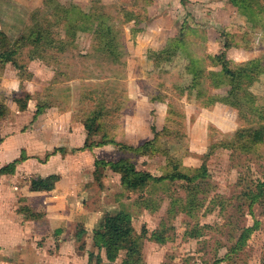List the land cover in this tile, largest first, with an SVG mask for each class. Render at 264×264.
<instances>
[{
    "label": "rangeland",
    "instance_id": "374dc122",
    "mask_svg": "<svg viewBox=\"0 0 264 264\" xmlns=\"http://www.w3.org/2000/svg\"><path fill=\"white\" fill-rule=\"evenodd\" d=\"M62 3V0L0 2V33L7 39L8 47H14L20 36L27 35L34 24L44 19L54 21V13L63 7L68 10L74 4L70 0ZM250 3L259 12L257 17L241 14L227 0H86L82 6H88L87 13L111 17L108 22L113 37L109 47L114 55L98 51L89 33L78 32L74 38H66L65 25L55 27L51 24L52 31L65 45L62 53L49 50L45 59L37 56L31 60L32 47L24 46V42L19 44L15 59L24 70H16L9 64L0 72V100L16 114L2 121L6 125L3 131V127L0 128V137L17 132L32 133L33 137L40 135L46 123L52 125L55 134L48 138L49 146L30 144L29 140L25 141V146L29 150L37 146L32 152L42 159L43 153H49L47 158L62 150L60 148L70 147L69 156L50 163V168L57 173L52 175L58 177L59 187L68 180L74 186L77 180V186L86 183L87 189L73 194L66 205L72 207V202L82 201L87 207L83 215L87 219L97 216V222L101 208L93 194L99 192L96 187L100 181L101 202L107 209L116 207L109 202L118 201L117 209L124 208L129 212L135 230L146 229L142 264H213L225 257L242 229L253 226L254 222L258 223V228L243 250L220 264H264V196L251 210L243 196L248 189L254 190L264 176V140L246 152L235 136L257 127L252 114L256 109L264 108V74L256 72L252 81L238 77L231 87L229 84H210L206 77V73L215 68L207 55L226 53L232 68L245 60L264 59V0H251ZM22 4L26 6L22 7ZM144 13L147 21L134 26L132 17L142 18ZM194 27L197 30L192 32ZM134 28L145 32H134ZM182 29L186 33L183 42L180 39ZM224 45H228L227 50ZM50 55L54 60L49 59ZM197 63L206 70L204 75L195 71ZM230 91L232 99L229 100L236 101L238 109L218 102ZM25 95L29 97L30 105L46 107L39 118H32L34 108L21 112L14 105V97ZM156 97L165 98L169 111L166 104L149 103L150 98ZM97 106L103 111L99 120L102 128L94 140L105 134L119 144H141L152 139V128L161 133L156 142L157 151H150L144 157L133 158L118 147L109 146L110 150L96 155L98 160L115 162L120 157H127L137 170L153 176L169 173V165L177 164L181 172L192 177L195 170L205 164L207 177L192 183L191 187L174 182L128 193L119 189L117 179L110 176L108 169L100 170L99 181H96L93 157L87 159L85 155L81 157V166L87 173L80 178L79 174H74L78 170V158L74 161L70 156L77 155L82 148L77 145H84L87 134L83 130L80 137H75L74 131L76 141L71 143L65 137L73 135L64 129L70 124L71 128L82 127L88 111ZM32 125L39 131H34ZM44 148L47 152H43ZM36 180L29 177L26 182L30 186ZM104 181L109 184L106 186ZM195 185L200 188L199 206L191 214L185 203L187 189ZM9 186L27 185L24 181H15V177L6 180L0 177V216H9V223L17 219L16 224L10 226L5 225L3 218L0 220V253L9 254L4 256L15 260L16 264H98L96 249H93L94 257L88 258V252L92 251V232H85L79 241L66 245L55 242L52 232L57 231L56 228L65 229L66 219L45 217L46 212L38 199L30 201L37 205L35 208L21 205L29 202V198H19L20 190L14 192L16 200L3 198ZM138 197L143 200L136 203ZM172 200L178 201L173 204ZM12 203H15V209L8 210L6 206ZM172 204L173 212L169 214ZM154 231L164 233V243L150 240ZM56 249L62 257L55 256ZM98 256L99 264H120L122 258L117 250L101 251ZM0 264L13 263L1 260Z\"/></svg>",
    "mask_w": 264,
    "mask_h": 264
},
{
    "label": "trees",
    "instance_id": "16d2710c",
    "mask_svg": "<svg viewBox=\"0 0 264 264\" xmlns=\"http://www.w3.org/2000/svg\"><path fill=\"white\" fill-rule=\"evenodd\" d=\"M149 1L150 0H146V2ZM227 1L241 14L249 17H251V15H254L255 17L259 15V12L254 10V8L252 7V4L250 3L251 0ZM60 9V12H56L53 14L54 21H47L48 19H44L42 22L34 24L29 33L27 35L20 36V39L16 41L14 47L12 48L8 47L7 39L2 33H0L1 73L9 64L16 70H24L22 64L15 59L17 56L16 49L18 48L19 44H22L23 42L24 46L30 45L32 47L29 58L31 60L35 59V57L37 56L45 59L49 50H55L58 53L64 52L66 48L65 45H62L63 40L60 39L59 35H57L56 32L54 33L52 31L51 24H53L55 27L65 25L64 33L66 38H74L76 33L78 32L89 33L98 51L107 52L111 56L114 55L109 47L111 38L113 37V29L108 22L109 20H111V17H108L106 15L94 16L90 13H85L84 11L80 10L77 5L73 4L70 5V9L68 10L66 7L65 9L64 7ZM132 18V21H134L135 24L134 26H137L141 22L147 21V14L144 13V15H142V18L137 16ZM139 19H141V21ZM46 22L47 24L43 25ZM185 29H188V27H186ZM185 29H182L180 33V39H182V42L184 40V37L186 36V33L184 32ZM196 30L197 28L194 27L192 29V32H195ZM133 31L137 33L144 32V30L139 28H134ZM188 42L190 43V41ZM188 42L186 43L188 44ZM227 48L228 45H224V50H227ZM207 57L209 59V62L211 63V66L215 67L214 70L208 71L206 73V70L197 63L196 67L198 66V68H196L195 71L203 75L206 73V77L210 79V84L213 85L229 84L231 87V85H233L234 81L238 77H246L247 79H249V81H252L254 80L253 76L256 72H261L262 74H264V59L262 58H255L240 62L235 65V68H232L231 62L226 58V53L216 56L207 55ZM50 58H53L54 60V57H52L51 55L49 59ZM196 80L197 76L194 77V81ZM229 99H232L231 91L228 93V96L226 98H221L218 100V102L224 105H229L234 109H238V103L234 100L231 101ZM28 100L29 97L26 95L22 98H13V102L21 112L26 110ZM155 101L158 103L166 104V108L169 111V104L165 102V98L163 99L161 97H156L154 99H149V103L154 104ZM45 109V106L37 105L35 113L33 114V119H36L39 115H41L45 111ZM8 115L9 108L4 103V101L0 100V120L4 119ZM252 115V120L256 122L257 125L256 129L248 133L240 132L235 135L243 144L242 148L246 152L250 151L255 146L260 145L264 140V108L256 109V111ZM102 116V107L97 106L96 108L88 111V116L83 122V128L86 131L87 136L86 141L80 151L92 150L94 148H101L104 146H116L118 147L119 151L129 153L133 158L144 157L148 155L150 151H157L156 142L157 139H159V137L161 136V133L156 131L155 128H152L151 130L153 134L152 139L145 141L141 145L135 147L116 143L113 138H107L105 134H102L99 140H94V138L97 136V134H99V131L102 128L99 121ZM166 121L169 120L166 119ZM165 128H163L164 131ZM58 152L63 153L62 150H58ZM25 159V156L22 154L19 159L13 161L7 166L0 168V175L13 174L15 166L23 162ZM93 165V174L96 181H99V173H101L100 170L108 169L112 173L119 175L120 186L125 192L128 193L142 192L145 189L151 187V185H164L165 183L174 182H182L188 187H191L190 185L192 183L203 180L207 177V168L205 164H202L201 167L196 169V173L192 177L181 172L179 169L180 167H178L177 164L169 165L171 167V172L163 174L159 177H155L146 171L137 170L134 163L131 162L127 157H120L115 162L95 160ZM57 178L58 177L55 175H50L46 178H38L36 181L32 182L31 188L35 191H52ZM98 184L100 187H102L100 181L98 182ZM263 187L264 176L262 178V181L256 183L254 190L248 189V191L243 193L244 198L248 201V207L250 210L253 205L264 196ZM199 190L200 188L197 185L192 186L191 189H187L188 196L186 198L187 204L185 203V207L187 205V209L191 214L194 209L199 206V203L197 202V196L200 192ZM142 200L143 197H138L136 203ZM177 201L178 200H172V203L175 204ZM173 204L169 209V214L173 212ZM150 210L153 211L155 210V208H150ZM257 228L258 223L254 222L253 226L242 229L235 244L231 248H229L225 257L217 259L213 264H220L225 260H230V257L232 255L237 254L239 251L243 250L248 239L257 230ZM84 233L85 231L77 235L78 241L81 239ZM147 234L148 233L146 229H141L140 232H137L133 227L132 217L129 212L124 208H120L118 213H116L115 215L105 216L99 228L92 232V251L88 252V258L91 260L94 257L93 249H96L98 251V255L99 253H101V251L111 252V250H117L121 252L122 255L120 264H142L141 250L143 242L146 240ZM165 239V235L161 231H154L150 234V240L156 243L162 244L165 242ZM98 255L96 256V260L99 264L100 259Z\"/></svg>",
    "mask_w": 264,
    "mask_h": 264
},
{
    "label": "crops",
    "instance_id": "0c3cea01",
    "mask_svg": "<svg viewBox=\"0 0 264 264\" xmlns=\"http://www.w3.org/2000/svg\"><path fill=\"white\" fill-rule=\"evenodd\" d=\"M3 1L11 2L12 0H0L1 3ZM14 1L18 2L21 0H14ZM62 1L64 3L67 0H62ZM70 1H72V3H74L73 5H77L80 8V10L87 13L86 10H88V6H82V4L85 5L84 3L86 0H70ZM29 2H34V0H29ZM87 5H89V4L87 3ZM25 6L26 5L22 4V7H25ZM0 24H2L1 21H0ZM0 30H1V26H0ZM245 61H248V60H245ZM21 84L22 83L20 81L17 82L18 87H20ZM18 87L16 89H12L11 91L17 90ZM155 103H157V102H155ZM155 103L153 105H155ZM36 106L37 105L34 106V105H30L28 103L26 110L29 111L31 108H34V113H35ZM7 107H8V105H7ZM9 110H10V108H9ZM133 110H134V108H133ZM9 113L10 114L8 116H6L4 119H6L7 117H9L11 115L12 116L16 115L14 109H11ZM17 114H18V112H17ZM21 114L24 115L25 113H21ZM32 118H33V114H32ZM4 119L0 120V122H2ZM34 124H36V123H34ZM5 125H6L5 121L2 125H0V128L3 127L1 129V131H3V129L5 128ZM32 126H33L32 128L34 131H39L38 127L36 128L35 125H32ZM68 126L69 127H66L64 129V131L66 133H69V134L72 133L71 136L72 135L73 136L71 138L65 137V139L68 138L69 139L68 141H71V143H75L76 140L74 138L76 136L80 137L84 128H83V126L80 127L78 125L76 127L73 126L74 128L73 127L71 128V124ZM53 129H54V127L52 125L48 126V124L46 123V127L43 130H40V135L36 134V136H33V137L31 136L32 133L26 134V133H19V132H17L18 134L11 133L9 136H7V133L4 134L5 136L2 135L0 137V160L2 161V164L0 165V167L2 165L7 166L8 164L12 163L13 161L19 159L22 154L25 156L26 159L23 162H21L15 166L13 174H1L0 177H2L5 180L7 178L15 177V181H17V182L24 181V184L26 183V185H27V186H24V187L22 186L19 188L18 187L11 188V186H9L3 194V198H5L7 200L8 199H10V200L15 199L16 200L17 196H16V193H14V192H16V191L18 192L20 190L19 192H21V195H20L21 197H19V198H29L28 199L29 202L21 203V205L29 206L30 208H35V206L37 207V205L32 204L30 201L32 199H38L39 202L42 204L43 211L46 212L45 217H47V216L49 218L61 217L63 219H66L65 229L56 228L57 231L54 230L52 232V237H53V240L55 242L62 243L63 245H66V244L72 243L74 241H78L77 235L80 233V231L93 232L94 230H97L99 228V226L101 225L105 216H107V215L113 216L116 213H118L119 209H117V208L119 207L120 203L118 201H116L114 203L109 202L108 204L114 205L116 207H108V209H107V205H104V203L101 202V200H102V198L100 196L102 193L101 187L97 186L96 188L99 192L94 191V194H93V198L96 197V202H98V201L100 202V208H101L100 213H97L100 216L98 218V221H97L98 224H97V222H95V219L97 217L96 215H95L96 216L95 219H90L91 216H88V215H87L88 216V219H87L86 215H83L85 212L84 210L87 209V207H85V205L82 204V201L81 202L78 201V203H76V202H72L70 200L72 203H74V205H72V207H68V205H66V202H69V198L71 196H74L73 194L78 195V193L80 194L81 191L87 189L86 183H85V185L77 186V180H76L74 182L75 184L73 186V184L67 179L68 181H66V182L64 181L61 187H59L56 183L53 191L45 192V191L32 190V188H31L32 184L29 186L28 185L29 183L26 182L27 178L30 177L32 179H38V178H42V177L52 175V174L56 175L57 174L56 171L54 169L52 170L51 169L52 167L50 168V165H51L50 163L52 162V160H56L57 158L65 157V155L69 156L67 154L69 153L68 150H70V147L60 148V149H62L63 153L57 152L55 155H52L48 158H46V156L49 153H43L44 154L43 159L39 155L33 154L32 150L33 149L36 150L38 148L37 146H40V145L43 147L49 146L50 142L48 141L49 140L48 138H51L52 136H54L52 134H55L52 132ZM74 131H76L75 137L73 134ZM65 132H63V133H65ZM27 140H29L30 144H34L37 146L34 148L31 147V149L29 150L24 144L25 141H27ZM148 140H150V139H148ZM144 142H142V143H144ZM127 143L125 145H128V146H135V145H141L142 144V143L141 144L140 143L139 144H133V143L127 144ZM77 146H78V148H81V147H83V143L80 146L79 145H77ZM110 148L111 147H109V146H104L101 148H94L92 150H84L83 152L78 151L76 156L71 155V156H73V157L70 156V158H72L71 160H74V158L76 157V158H78L77 160L79 162V163L77 162V166H76V167H78V170H75L74 174H79V177L81 178L82 175L87 171V170L85 172L82 171L83 167L81 166V161H82L81 157H84L85 155H86L87 159L88 158L91 159L93 157L92 162L94 164L95 159L98 160V158H96L97 157L96 155L97 154L99 155V152H101V151L110 150ZM56 149H59V148H56ZM44 150L45 151H43V152H47V149L44 148ZM101 160H104V159H101ZM40 161H41V164L39 163ZM106 171L110 173V176L111 175L115 176V178L117 179V184L119 186V189L121 190L122 187L120 186V183H119V175L112 173L110 170H106ZM86 173H85V176H86ZM155 177H159V176H155ZM78 180H81V179H78ZM104 184H106V186H107L109 183L104 181ZM106 188H108V187H106ZM82 200H85V199H82ZM2 206H3L2 209H4L5 208L4 205H2ZM14 206H15V203H12L11 206H6V208L8 210H13V209H15ZM22 210H24V209H22ZM2 218L3 217L0 216V220H2ZM8 218H9V216H7V217L4 216V218H3L4 220H6L5 221L6 226H10V224H12V225L16 224V222H17L16 218H14L10 223H9V221H7ZM92 221H94V222L90 223ZM24 222H26V221L24 220ZM95 223L97 225H94ZM58 251H59L58 249H56L54 251L55 256L56 257H62L60 255V252H58ZM81 254L83 255L84 252H81ZM4 255H9V254H3L1 252L0 253V261L2 260L4 263H6V262H12L13 264L17 263L15 260L14 261L8 260L7 257H5ZM86 256H87V254H86Z\"/></svg>",
    "mask_w": 264,
    "mask_h": 264
}]
</instances>
